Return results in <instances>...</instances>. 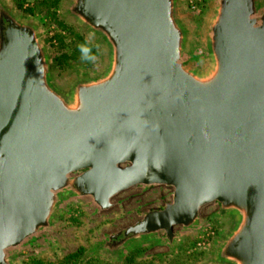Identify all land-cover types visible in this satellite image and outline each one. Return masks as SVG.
<instances>
[{
	"label": "water",
	"instance_id": "95a60500",
	"mask_svg": "<svg viewBox=\"0 0 264 264\" xmlns=\"http://www.w3.org/2000/svg\"><path fill=\"white\" fill-rule=\"evenodd\" d=\"M176 0H72L69 14L99 36L109 65L67 95L49 79L37 30L0 11V264L50 227L64 194L100 211L137 187L171 201L108 240L122 247L194 227L217 204L234 225L217 257L264 264V11L217 0L210 68L182 60Z\"/></svg>",
	"mask_w": 264,
	"mask_h": 264
},
{
	"label": "rangeland",
	"instance_id": "374dc122",
	"mask_svg": "<svg viewBox=\"0 0 264 264\" xmlns=\"http://www.w3.org/2000/svg\"><path fill=\"white\" fill-rule=\"evenodd\" d=\"M71 1L61 0L51 7L43 0H0V11L37 30L48 58L50 82L64 95L78 82L101 77L109 65L107 45L71 17ZM176 2V16L186 31L182 60L192 70L205 72L211 64L208 39L217 0ZM258 3L263 12L264 0ZM69 28L84 35L82 57L77 53L73 58L76 40ZM171 195L172 190L165 187H137L114 197L112 207L100 211L90 197L64 194L50 227L10 249L9 259L12 264H27L33 259L57 262L83 248L81 263L74 264H223L217 252L234 221L221 215L217 204L202 209L194 227H174L176 239L170 243L161 232L150 238L130 240L122 247H115L108 240L136 224L145 213L163 209L170 203ZM131 252L135 257L128 261Z\"/></svg>",
	"mask_w": 264,
	"mask_h": 264
},
{
	"label": "trees",
	"instance_id": "16d2710c",
	"mask_svg": "<svg viewBox=\"0 0 264 264\" xmlns=\"http://www.w3.org/2000/svg\"><path fill=\"white\" fill-rule=\"evenodd\" d=\"M60 1L61 0H43V2L47 3L51 7H55ZM68 32H70L73 39L76 40L75 49L73 51V58L76 56L77 53L78 54L81 53L80 57H82L84 55L83 52L85 51L84 44H83L84 35L75 33L72 30V28H69ZM89 54H91V53H88V56H89ZM63 61L66 62L65 57L63 58ZM58 63H60V61ZM140 249L141 248H139V250H136V252L140 251ZM83 251H84L83 248H79L74 254H70V255L64 257L62 260L57 261V262H50V261L48 262V261H42L40 259H33V260H30L27 264H74V263H76V261L81 263V261L79 260V257L83 253ZM134 257H135V253L131 252L130 256L127 257V259H128V261H133ZM196 259H198V258L196 257ZM107 264H111V263H107ZM121 264H123V263H121ZM139 264H141V263H139Z\"/></svg>",
	"mask_w": 264,
	"mask_h": 264
},
{
	"label": "built area",
	"instance_id": "2783aa9c",
	"mask_svg": "<svg viewBox=\"0 0 264 264\" xmlns=\"http://www.w3.org/2000/svg\"><path fill=\"white\" fill-rule=\"evenodd\" d=\"M25 6H27V3H26V5Z\"/></svg>",
	"mask_w": 264,
	"mask_h": 264
}]
</instances>
